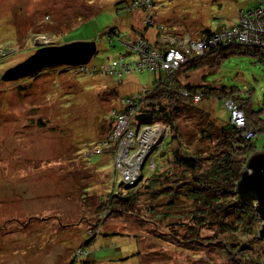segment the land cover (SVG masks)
Listing matches in <instances>:
<instances>
[{"label":"rangeland","instance_id":"rangeland-1","mask_svg":"<svg viewBox=\"0 0 264 264\" xmlns=\"http://www.w3.org/2000/svg\"><path fill=\"white\" fill-rule=\"evenodd\" d=\"M130 1L0 0V264L244 263H237L238 257L225 255L226 251L217 245L193 251L184 249L188 245L176 244L177 247L172 240L173 243L165 242L167 245L157 242L159 239L151 236L155 229L152 225H140L135 218L119 217L99 207L102 194L114 187L119 189L120 184L129 186L125 176L128 170L141 173L134 187L142 181V173L144 178L155 173L154 163H161L162 169H178L168 161L170 158L159 155L169 138H165L168 134L163 126H159L163 130L161 137L150 139L148 151L144 146L151 133L141 130L124 143L128 146L120 156L91 157L96 152L90 147L106 137L101 128L110 123L112 109L119 106L120 99L152 88L156 79V74L138 70L147 55L137 58L118 39L110 42L109 31L117 28L139 43L138 32L144 29V23H149L146 33L151 41L157 39L158 28L164 25L176 38L185 34L186 47L196 54L190 55L205 58L194 40L218 25L235 24L243 13L240 11L248 7L245 0H155L156 8L148 20L140 7L133 8L130 14L117 13L119 3ZM90 13L93 15L86 19ZM81 16L84 19L76 21ZM167 35L164 31L161 38ZM85 42L96 44L97 52L87 64L88 70L100 71L95 77L77 76L71 71L79 67L87 71L88 66L63 65L58 67L68 72L50 67L35 79L3 80L34 58L39 49ZM142 48L138 51L141 54ZM122 58L128 65L120 66L121 71L132 64L131 71L122 77L110 73L108 63ZM205 78L210 83L236 87L240 97L234 103L239 109L245 104L250 108L252 103V110H264V61L258 57L232 55L224 58L218 69L205 65L184 81L199 85ZM200 106L218 124L222 123L216 118L219 113L221 118L228 116L216 98ZM260 115L264 119V111ZM181 124L185 143L189 144L196 136L198 118L184 115ZM242 135H249L247 126ZM256 145L264 149V132ZM142 153L145 163L137 166ZM145 198L142 196V202L146 204L149 200ZM259 223L263 225L262 220ZM224 236L225 248L229 241L225 242L228 237ZM259 239L262 237L258 233L249 238L253 242L250 259L261 258L264 245ZM78 246L89 247H83L85 252L78 254Z\"/></svg>","mask_w":264,"mask_h":264},{"label":"trees","instance_id":"trees-1","mask_svg":"<svg viewBox=\"0 0 264 264\" xmlns=\"http://www.w3.org/2000/svg\"><path fill=\"white\" fill-rule=\"evenodd\" d=\"M132 1L126 4L119 3L116 7L117 13L130 14L133 11ZM253 3V7L249 9L257 7L258 2L253 1ZM155 8L156 5L142 9L143 13L147 15V19L153 15ZM246 11L247 9L240 12ZM90 15L93 13L86 14L85 18L89 19ZM47 18H49L48 15ZM82 19L84 17H77L76 21ZM72 22L70 21V24ZM144 24V29L138 32V34L140 33L138 35L140 36L139 43L124 36V33L117 28L109 31L108 38L110 42H115V39H118L137 58L140 57L137 52L142 44L150 47L149 52L159 54L158 64L160 67L147 70L156 74L154 85L152 88L144 89L138 95L118 100L119 106L112 109L109 117L110 123L101 128L102 135L107 134L106 137H101L99 143L90 147L98 149V153L91 157L107 154L113 156L112 153H109L107 146L112 143L111 136L117 122L125 115L131 119L130 130L135 134H138L143 128L159 124L167 127L168 135L165 138H169L165 142L164 151L159 155L163 159L170 158L168 161L178 169L177 171L171 168L162 169L161 163H154L156 169L152 176L144 178L142 173V181L137 182L134 187L120 184L119 189L115 190L114 187L111 191L102 194L99 199V207L103 212V209L106 208L107 213H117L119 217L126 215L135 218L140 225H152L155 229L151 231V236L158 238L157 242L165 245H167L165 242L173 241L175 245L182 247L188 245L189 247L184 249L193 251H201L212 245H217L223 249V252L226 251L225 255L238 257L237 263L264 264V251L259 260L255 257L254 259L249 258V248L253 244L249 238L255 233L261 237L260 232L263 228V225L259 223L261 219L257 212V201L244 202L238 192L243 174L249 172L250 159L254 154L261 152L257 148V140L252 139L250 143L249 139L242 135L243 128L236 125L228 105L231 101L233 103L238 101L237 98L240 95L235 93L236 87L210 83L207 78L199 85L184 81L189 74L197 72L205 65L218 69L223 59L232 55H250L264 61V46L262 44L259 47L242 44L240 40L230 36L233 29L240 25L238 16L235 24L228 27L218 25L215 30H207L200 38L194 40V42L206 45L203 50L205 58L193 57L192 55L196 56L194 51L191 52L192 55L182 52L191 58L184 66L182 65L169 74L170 71L162 67V63L166 60L162 54H166L170 49L181 47L186 39L185 34H181V38H176L178 36L174 32L167 31L166 26L160 25L158 28L160 34H157L155 41H151L146 33L149 30L147 29L149 23ZM133 31H137L136 28ZM164 31L168 33V37L161 38ZM261 40L264 44V35H261ZM173 41L177 44L174 45ZM122 60L124 58L121 61L115 60L113 63L128 65ZM113 63H108V65L112 66ZM103 65L105 64L101 66L103 67ZM132 66L130 64L127 70H131ZM57 68L64 73L69 71L64 67ZM88 68L89 66L86 68L87 71L79 68L71 71H75L77 76L89 75L91 77H95V74L100 72L95 68L91 70ZM36 76L27 79H35ZM149 92L150 94H146ZM210 98L218 99L219 108L224 107L228 112L227 117L221 118L220 113L216 117L221 120V124L213 122L210 114L200 106V103ZM246 100L249 99L246 98ZM251 106L252 103L250 108H247V104L242 105L240 111L245 115L249 132L257 133L260 138V134L264 132V119L260 114L264 110L257 112L252 110ZM184 115L198 118L196 136L191 139L189 144L185 143V135L181 131V121ZM204 142L206 143L205 147L201 146ZM142 196L147 197L144 201L149 200L148 203L142 202ZM209 231L213 232V235L205 234ZM222 236L228 237L225 242H229L225 248ZM260 240L264 245V240ZM83 247L85 246H78V254L85 252Z\"/></svg>","mask_w":264,"mask_h":264},{"label":"built area","instance_id":"built-area-1","mask_svg":"<svg viewBox=\"0 0 264 264\" xmlns=\"http://www.w3.org/2000/svg\"><path fill=\"white\" fill-rule=\"evenodd\" d=\"M253 1L258 2L257 7L253 9H249V10L247 9L246 12H243L241 14L239 18L240 25L238 28L233 29V32L230 34V36H232V38H235L236 40H240V43L242 44H246V45L249 44V45H254L255 47H259L261 44L264 46L261 40V35H264V0H253ZM155 3H157V1L155 2V0H133L131 5L133 6V8L140 7L143 9V8H149L151 6H154ZM187 40L186 39L184 40L181 47L179 46V48L173 49V50L170 49L166 54H162V57L166 59L165 62L162 63V67L166 70H169L170 71L169 74L177 70L184 63L186 64L188 62V59L191 58V57L188 58V56L183 54L184 52L186 54L188 53L190 54V52L193 51V49H191L190 47H186L187 44L185 43L187 42ZM218 40L219 38L217 39V41ZM173 42H174V45L177 44L175 41ZM196 44L198 43L194 42L195 46H197ZM200 46H201L202 51L206 47V45L204 44H200ZM141 50H143L142 54L141 52L140 53L137 52L139 56L147 55L149 59L147 57L142 58L143 60L140 61L138 70L158 69L160 67L158 64L159 58H160L159 54H154V53L149 52L150 47L146 45H144V47ZM152 54L153 56H151ZM136 65H138V63H136ZM136 65H135V68L137 69ZM120 66L122 65H117L116 63H113L112 66L111 65L108 66V71L112 74H119L120 77L123 76L124 72L126 73V72L131 71L127 69L121 71ZM117 70L120 72L117 73ZM101 72H103L102 69H101ZM228 105L230 107V110L232 111L233 118H234L236 125L242 128L246 126L245 125L246 119H245V115L243 114V112H241L240 109L232 101L229 102ZM130 123H131V119L125 115L122 118H120L119 121L117 122L114 133L111 136L112 143L107 146L109 153H112L113 156H120L124 148L128 146L127 144H124V143L130 142L137 136V134H135L134 131L130 130ZM159 126H163L167 134V127L162 124H159L153 127H146V128H143L142 130H147L145 131L144 134H146L147 132L152 133L156 131L157 128H159ZM159 137H156V139L158 140ZM258 138H259L258 134L253 131L249 132V135H247V139L249 140H252V139L257 140ZM154 147L155 146H153V148ZM92 150L93 152H96V154L98 153L97 148L92 149ZM262 151L264 152V149ZM144 158H145V155L140 161L139 163L140 165H142V163L145 161ZM249 172L251 173L252 171L249 169ZM125 176L127 178L126 183H130L128 185L132 186L134 182L138 179V177L141 176V173L132 169L131 171L128 170Z\"/></svg>","mask_w":264,"mask_h":264},{"label":"water","instance_id":"water-1","mask_svg":"<svg viewBox=\"0 0 264 264\" xmlns=\"http://www.w3.org/2000/svg\"><path fill=\"white\" fill-rule=\"evenodd\" d=\"M95 42L73 43L62 47L42 48L39 53L25 64L8 73L4 81L17 80L36 76L46 68L63 65L84 66L87 65L96 54ZM46 61H45V60ZM249 169L245 172L239 184L238 192L244 202L257 201L262 223H264V152L256 153L249 161ZM141 180V179H140ZM139 180V181H140ZM264 239V224L260 232Z\"/></svg>","mask_w":264,"mask_h":264},{"label":"bare ground","instance_id":"bare-ground-1","mask_svg":"<svg viewBox=\"0 0 264 264\" xmlns=\"http://www.w3.org/2000/svg\"><path fill=\"white\" fill-rule=\"evenodd\" d=\"M150 94V92L148 93ZM163 128V127H162ZM163 130H161V128H158L156 131L152 132L151 134H149L147 136V141L149 143H145L146 145L144 146V151H148V147L150 146V144L152 143V141L150 139H156V137H159L160 134H162ZM142 145V144H141ZM145 153H142L138 158H137V161H136V165L138 166V164L140 163V161L142 160V157L144 156Z\"/></svg>","mask_w":264,"mask_h":264},{"label":"crops","instance_id":"crops-1","mask_svg":"<svg viewBox=\"0 0 264 264\" xmlns=\"http://www.w3.org/2000/svg\"><path fill=\"white\" fill-rule=\"evenodd\" d=\"M245 1L248 3V7H247L246 9H249V8L253 7L254 3H253L252 0H245ZM246 2H245V3H246ZM252 3H253V4H252ZM243 10H245V9H243Z\"/></svg>","mask_w":264,"mask_h":264}]
</instances>
